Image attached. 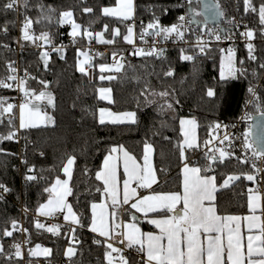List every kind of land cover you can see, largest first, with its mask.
<instances>
[{
  "label": "trees",
  "instance_id": "1",
  "mask_svg": "<svg viewBox=\"0 0 264 264\" xmlns=\"http://www.w3.org/2000/svg\"><path fill=\"white\" fill-rule=\"evenodd\" d=\"M181 1L135 0V17L138 21H143V24L138 23L137 28H142L157 18L162 24L173 23L180 11ZM215 1L220 5L224 16H246L255 32L254 55L258 59L251 61L248 59L247 50L238 49L237 62L247 71L235 79H221L222 53L217 46L203 54H195L193 61L181 60L182 48L174 46L163 56H137L135 60L123 64L120 72L113 70L101 73L97 69L92 75H83L77 70V60L81 56H77L75 49H69L65 59L53 56L45 68L39 51L31 47L32 42L22 41L21 64L31 74L28 86L39 92L45 89L40 81L47 82L53 103L45 108L51 113L53 122L35 128L20 129L15 118L13 126L16 136L12 140L0 142V184L10 189L5 193L0 189V244L4 248V252L0 254V264H17V260H10L9 256L13 252L11 243H20L21 234L18 230H12V221L17 224L23 221L27 229L28 247L39 243L51 250L49 256L37 258H52L59 264H107L106 248L103 244L94 242V233L90 230L91 205L101 200L104 188L102 182L96 179V173L101 169L106 155L114 147L122 146L142 161L144 146L146 143L150 144L154 150V167L158 178L150 191L180 192L181 166L185 161L181 158L183 136L180 119L194 117L198 123V147L188 149L186 157H195L194 164L203 167L206 156L199 146L214 123L232 122L238 117L249 97L250 86L260 83L259 95L264 97V69L259 68V64L264 63V41L260 34L258 14L251 11L244 14V0ZM6 2L7 0H0V6ZM261 2L264 0H252L257 8ZM40 3L46 6L44 15H50L51 20L43 19L37 7ZM115 4L116 0H29V8L26 11L23 8L21 10L23 15H29L33 19L35 31L39 34L47 32L54 43L62 41L64 36L65 29L59 23L60 13L63 11L72 10L74 21L82 29H88L92 33L104 31V25H108V31H104V34L107 40H114V43L106 44L111 52L127 50L129 47V43L123 39L129 21L105 17L102 14L104 7ZM47 6L55 11L48 13ZM191 6L200 12V3L194 0ZM85 7H91L93 12L84 13L82 9ZM198 18L202 19V16L199 15ZM37 19L41 22L35 23ZM115 27L120 29V35L114 37ZM79 37L82 41L87 40L83 33ZM16 44L17 13L13 10H0V77L7 74V63L18 56ZM107 58L108 54H105L103 58L94 59L91 61L92 65L108 63ZM169 69L174 72L171 77L164 75ZM101 75L105 79L101 80ZM109 76L115 78L109 80ZM101 87L111 88L112 103L100 99L98 91ZM209 88L214 89V97L206 95ZM163 91L170 95L166 98L153 95ZM0 98L5 100L4 105L10 103V91L0 88ZM167 103H172V109L167 108ZM101 107H108L116 112L132 110L136 113V123L101 124L98 116ZM8 131L9 125L4 114L0 134L6 135ZM72 156L75 157V163L70 180L72 194L69 203L80 220L75 228V243L70 241L67 230H58V234H53L46 227L38 229L35 226L38 219L34 217L38 207L49 197L44 189L50 187L57 177L64 175L63 166ZM29 168L34 171L29 172ZM207 173L215 175L218 185L229 175L240 176V179L228 187L218 188L215 200L218 213L246 214L249 211V191L246 188L254 182L248 181L245 174L253 173L250 164H241L233 157L224 163H211V170L204 172ZM28 175H36L38 179L28 181ZM262 200L264 217V182ZM21 204L27 211H21ZM144 226L148 227L147 224ZM5 228L13 231V235L3 236ZM67 246H73L75 254L65 263ZM127 258L129 264H137L134 256Z\"/></svg>",
  "mask_w": 264,
  "mask_h": 264
},
{
  "label": "snow or ice",
  "instance_id": "2",
  "mask_svg": "<svg viewBox=\"0 0 264 264\" xmlns=\"http://www.w3.org/2000/svg\"><path fill=\"white\" fill-rule=\"evenodd\" d=\"M194 0H188L189 5H191ZM197 3H202L204 5L203 13L197 12L192 9V13L195 16L202 14H214L215 16H223V11L220 9V5L217 3L215 6L212 5L211 0H195ZM245 12H253L258 14L260 34L264 36V2H261L258 6L252 4V0H244ZM39 7L43 19L51 20L50 15H44L46 6L43 3L37 5ZM23 8L25 11L29 8V0H7L0 10L9 11L17 10ZM55 9L51 6H47V12L52 13ZM84 13H92L93 9L91 7H85L82 9ZM102 14L105 17H116L121 20H130L134 14V4L133 0H116L115 7H104L102 9ZM73 11L67 10L60 13L59 23L63 24L65 22H71L72 31L71 36L73 37V42L76 38L83 36L90 42L94 37L93 33L88 29H82L80 24L75 23L72 20ZM179 20L183 22L185 20L184 16H180ZM40 19H37L35 23H40ZM34 21L32 18L25 15L23 26L21 29L22 38L25 41H32L35 43L36 40H42L45 44H50L51 40L47 32H41L39 36H36L31 30ZM188 23H195L194 20H189ZM232 23V21H230ZM247 29L245 32L241 33L242 36L247 37L251 41L255 32L252 29ZM183 23H175L170 27H164L160 24L157 18L154 23H149L147 29H145L140 34V39L144 40L146 35L162 37L163 40H168L175 34L176 39L183 41L185 38ZM153 30V31H148ZM4 31H7L5 26ZM104 31H108V25H104ZM119 28L113 29V36H119ZM95 38L97 42L103 44H112L114 40L104 39L103 32L95 33ZM124 41L132 44L133 43V27L129 26L127 28V34L123 37ZM215 39L219 41L221 36L219 34L215 35ZM146 42V41H145ZM153 47L149 50L143 48H136L133 55L136 56H163V49H156ZM205 43L202 42L201 38H197L196 48L199 49V53L203 54L205 52ZM7 48L8 45H3ZM248 59L251 61H256L258 58L254 55V45L252 43H247ZM54 51L61 52V48H54ZM185 49H181V60L183 61H193L195 57L193 55H186ZM223 52V50H221ZM227 57H222L220 64V77L221 79L226 78L225 73V59L227 61V76L233 79L237 78L238 75H243L246 73V69L243 67L237 68L234 66L233 57L234 49L229 48L227 50ZM102 55V53L98 54ZM77 56H83V60H77V70L83 74L87 75L85 65L91 67L92 57L86 51L77 50ZM116 54L113 53V65L101 64L100 71H116L120 72L124 65L116 61ZM49 53L47 51L40 53V59L44 62L45 68L48 66ZM63 59V55H61ZM122 59V58H121ZM243 64V61L240 62ZM8 71L11 73L7 80L16 81L17 76L14 75L17 71L14 67V62H8L6 65ZM260 69H264V63L259 64ZM27 75V71L25 72ZM165 76L171 77L174 75L173 70L169 69L164 73ZM256 72H253V76ZM115 77L109 76L107 79L111 80ZM33 79H35L33 77ZM101 80L105 79L103 75L100 77ZM20 85L23 86L26 81L21 79L19 81ZM40 83L46 89L48 84L46 81L41 80ZM0 88H12V84L6 83L5 80H0ZM100 99L108 100L112 103L111 89L101 88L99 89ZM248 92L252 96H256L255 88L250 86ZM144 93L142 92L141 95ZM153 95H159L162 98H166L170 95L169 92L163 91L160 93H153ZM208 97H214L216 95L214 89L209 88L206 92ZM47 96L48 103L52 104L53 100L50 93L45 91L36 94L35 91L29 92L24 90L25 102L21 103L19 107V128H35L39 125L37 120L42 121H52L53 118L48 116L46 113L44 116L40 115L38 105L33 104L32 108H29V104L35 101H41ZM5 100L0 98V124L4 123V114H8L7 123L9 125V131L5 134H0V142L5 140H12L16 136V130L13 126L14 117L11 115L13 108L16 107L11 103H7L5 107ZM149 103H151L149 101ZM178 103V101H177ZM168 109H172V103L166 104ZM33 109H36L33 111ZM164 110V106H161V111ZM107 110L100 109V123H105L104 114ZM108 116L111 117L110 122L113 124H119L124 122L136 123V113L135 112H124V113H112L107 112ZM261 116H264V111H262ZM27 115V118H26ZM246 117H242L244 119ZM185 125H189L190 128L186 129ZM181 132L184 136V142L180 146L181 148V158L187 160L185 156V146L187 149H195L198 147L196 143L195 120H180ZM222 126L217 123L214 126V130L220 129ZM223 127H227L226 125ZM249 133L244 134L243 147L245 149L252 148V158L251 160L245 156L244 158L235 157L237 161L241 164H251L253 173L245 174V178L248 181H257V174L264 172V168L258 166V161L264 160V137H262L255 148L252 147V142L249 140ZM215 139L219 140L220 144H224L225 141L231 142L230 136L226 133L222 138L216 136ZM210 141H205L207 145ZM123 151L124 155V176L123 179V193L122 199L120 198V192L118 189L117 181V157L111 155L105 157L103 170L96 173V179L103 181V191L111 197V204L97 205L93 203L92 207V222L90 230L93 233H98L100 237H104L105 240H95L97 244H103L106 248L105 259L107 264H129V260L123 255V250L116 247L111 241L116 240L117 236L120 237L118 243L125 244L126 247L132 248L133 246H138V251L146 254V260H141V264H264V219L260 215H257L258 210V195L250 194L248 197V209L251 213L248 216H221L217 213L214 201V193L218 191V186L216 184L215 176L202 175V173L211 170V163H224L226 160L233 158L234 153L226 151L223 148H217L213 150V153L218 152L219 155L212 154L208 157L210 163L200 166H189L188 163L184 164L183 167V181H182V194L180 192H171L163 194H154L140 196L137 192V188L150 189L154 183L157 182V177L155 171L150 163L149 153L153 151L152 145L145 144L144 146V156H143V166L137 164L135 157L131 156L127 151L122 148L119 149ZM117 148L111 150L112 153L117 152ZM43 155V153H41ZM208 156L207 153H205ZM27 163V161H23ZM75 163V157H69L66 164L63 166V173L70 180L72 174V168ZM29 172H33V168L28 169ZM42 178V177H40ZM28 181L37 180L36 175L26 176ZM240 179L239 175H229L227 179L223 181L220 187H228L230 182ZM69 180H61L59 177L56 178L55 182L51 187L44 189L45 192L49 193V198L46 203L41 204L37 213L40 216H54L56 213L67 212L64 215L65 221H71L73 224H79L80 220L76 213L73 211L72 206L67 203V196L72 194V189L69 187ZM135 182L136 187H130L131 183ZM0 189L3 192H8V189L3 184H0ZM259 189H249L250 193L258 192ZM2 199V196H0ZM134 199L135 202L130 203V200ZM183 204L182 209H178L177 205ZM206 202H208L206 204ZM124 205H130L131 209H135L136 212H142L147 216L148 213L153 212H163L166 215L164 219H150L148 222L156 226L159 229L160 234L154 235L151 232L142 233L135 223L124 225L123 227L126 231L117 232L116 229L121 228L119 223H116V218L119 209ZM99 207L101 209L100 213L97 214L96 209ZM111 208L110 212L106 211V208ZM27 211V209H25ZM167 213H172L171 216H167ZM135 220V216H133ZM247 221L248 231L251 233L253 229H258L259 235H248L247 237V252L243 251L241 235V221ZM35 226L38 229L44 228L45 225L41 224L38 220ZM60 225H52L47 228V231L53 234H58ZM12 230L17 229V222L12 221ZM13 231H9L7 228L3 230V236L10 237L13 235ZM24 231H27L25 229ZM73 231H75L73 229ZM203 235L204 240L201 239ZM166 239L167 243H163ZM206 241V243H205ZM254 241L256 243H254ZM12 247L15 249V255L19 257L21 255L20 245L14 244ZM37 249L40 248L39 245L36 246ZM4 252L3 245L0 244V254ZM116 254L115 256L113 254ZM40 253L30 250L29 255L36 256ZM43 254L45 256L51 254L50 249H43ZM74 249L69 247L65 255L69 258L73 256Z\"/></svg>",
  "mask_w": 264,
  "mask_h": 264
},
{
  "label": "built area",
  "instance_id": "3",
  "mask_svg": "<svg viewBox=\"0 0 264 264\" xmlns=\"http://www.w3.org/2000/svg\"><path fill=\"white\" fill-rule=\"evenodd\" d=\"M235 5L236 4H234V7H236ZM179 7H180V11L178 12L176 19L173 23L166 25V24H162L160 20L159 22L164 27H170L172 24H175V23H183L184 25L183 30L185 32V38L183 41L176 39L175 34H173V36L169 38L168 40H163L162 37H155V36H150V35H146L144 37V40H141L140 34L145 29H147V25L149 23H154L156 19H154L152 22L145 24V26L142 28H137L138 23L143 24V21L142 20L138 21L136 17H134L128 22L134 28V39H133L132 44H128L129 47L127 50L110 52L108 51V47L106 44L99 43L94 38L89 42L88 39L86 41H82L80 37H77L76 41L73 42V37L71 36V31H72L71 22H65L62 24L63 28L65 29L63 33L64 36H63L62 41L58 43H54L51 41L50 44H45L42 40H36L35 43L31 41L32 44L30 45L34 49H37L39 53L47 51L49 53L48 63L53 56H57L59 59H61V55H63V59H65L69 49H75L76 51L80 49L81 51H86L89 53V55L92 57L91 61H93L94 59L103 58L105 54H108L107 59L110 65H113V53L116 54V57H115L116 61H118L121 64H125L128 61L135 60L137 56L133 55V53L136 48H143L145 50H149L153 47L154 42H155L154 46L156 47V49L158 50L163 49L164 54L168 51L170 47L177 46V47H181L182 49H185L187 51V53H185L186 55H193V56L195 54H199V55L201 54L199 53V49L195 47L198 37L201 38L202 42H204L206 45L205 52L211 49L212 47L217 46L219 47L220 51L223 50V52L221 51L222 54H228L227 50L229 48L234 49V52H236L238 49L247 50L246 45L249 42L254 45L255 36L251 41H249L247 37L241 35V33L247 30L245 28V25H247L248 29L254 30L253 28L250 27L249 20L246 19L245 18L246 16H244L243 14H240V15L232 14V15H226V16L223 15L220 22L215 25L204 22L203 18L200 19L198 18V16H196L197 21L195 23H188L189 20H192V15L189 12V7H192V6L189 5L188 0H182L179 3ZM244 9H245V5H244ZM235 11L236 10L234 9V12ZM15 12L17 13V44H16V47L18 51V56L12 62H14V67H16L17 69L16 73L14 74L17 76V80L16 81L7 80V77L11 74L9 71L7 72L6 75L0 77V80H5L6 83L12 84V88H4V89L7 91H10L11 96H12L10 103L15 105L16 107L14 108L17 110V107L21 103L25 102L24 90L32 92V91H35V89L28 86V80L31 74L27 68L23 67V65L21 64V59H20L21 57L20 51L23 49L22 41H24L22 38L21 29L23 26L25 15L22 14L21 8L15 10ZM244 14H246L245 10H244ZM27 16L30 17L29 15ZM180 16L185 17V20L183 22L179 20ZM230 21H232V23H230ZM31 31L36 36L40 35L39 33L35 31L34 23L32 25ZM148 31H153V30H148ZM216 34H219L221 36V39L219 41L215 39ZM262 39L264 41V36H262ZM54 48H61L62 51L61 52L54 51L53 50ZM100 53H102V55H98ZM26 71H27V75H25ZM21 79L26 81V83L23 86H21L19 83ZM252 87L255 88L256 96L254 97L252 96V94L248 92L249 97L245 103L243 110L238 115V117L232 122H225V121L216 122L215 124L219 123L222 127L220 129L214 130V126H215L214 124V126L209 131L207 137L202 140V143L199 146V149L201 150L203 155H205V153L208 154V156L205 155L206 158L203 162L204 165L209 164V159H208L209 156H211L212 154H215L217 156L219 155L218 152L213 153V150L217 148H223L226 151L233 152L234 153L233 157L244 158L245 156H247L251 160L252 148L245 149L243 147L244 134L246 132L249 133L248 138L250 140L251 119L254 114L261 113L262 111H264V97L262 98L259 95V88L261 87V84L258 83L257 85L252 86ZM39 92L35 91L36 94H38ZM253 108H255L256 110L253 111L252 110ZM16 110H13L11 114L14 117V119L17 118ZM7 116L8 114H6V117ZM242 117H246V118L241 119ZM225 125L227 126L226 128L223 127ZM226 133L231 138L230 144H229V141H225L224 144H220L219 140L215 139V137L219 136L222 138ZM205 141H210V143L206 145ZM252 147L255 148L253 144H252ZM195 160H196L195 157H190V158H187L186 162L194 164ZM258 166L261 168H264V160L258 161ZM263 182H264V172H261L257 174V181L254 182L252 186H248L246 190L249 191V189L258 188L259 189L258 192L262 194L263 193ZM20 208L22 212L25 211V208L23 207L22 204L20 205ZM34 217L38 220L42 219L41 216L38 215V213H35ZM44 218L46 222L50 223L51 225H60L59 230H67L70 234V241L74 243L77 242L75 231H73L72 225L64 222V212L56 213L54 216H46ZM76 227L77 226H75V228ZM17 229L21 234V241L20 243H17L21 246L20 247L21 255L17 257L15 255V249L13 248V252L9 256L10 260L16 259L17 264H59L56 261H54L52 258L42 259V258H37L35 256L29 255V252L31 249L27 245L28 243L27 242L28 240L26 238L27 231H24L26 227L23 221L17 224ZM95 240H102V238L99 235L94 234V241ZM11 244L14 245L13 243ZM118 247L123 250V255L125 257L134 256L137 259V264H141L142 259L146 260L145 253L137 250L138 246H133L132 248H128L126 247L125 244H119ZM69 259L70 258L67 256L65 258V263H67Z\"/></svg>",
  "mask_w": 264,
  "mask_h": 264
},
{
  "label": "crops",
  "instance_id": "4",
  "mask_svg": "<svg viewBox=\"0 0 264 264\" xmlns=\"http://www.w3.org/2000/svg\"><path fill=\"white\" fill-rule=\"evenodd\" d=\"M133 4H134V14H133V17L132 18L135 17V8H136V6H135V0H133ZM115 6H116V4L115 5H112V6H109V7H115ZM126 21H129V20H126ZM127 24H128V27L129 26L133 27L130 23H127ZM116 28H118V27H115L114 29H116ZM98 32H103V34H104V31H98ZM95 33H97V32H95ZM95 33H93V37H94L95 40H97L95 38ZM104 39L107 40V37L105 36V34H104ZM133 39H134V28H133ZM83 59H84V57L81 56L80 60H83ZM90 63L92 65V62H90ZM107 64H110V63L108 62ZM85 67L88 68V65H85ZM89 75H92V74H89ZM101 88H109V89H111L110 87H101ZM101 88H99V89H101ZM98 94H99V97H100V92L99 91H98ZM110 95H111V98L113 99L112 91H111ZM105 101L109 102L108 100H105ZM100 109H106L107 110L105 112V114H104V119H105V122H109V123H111L110 122L111 117L108 116L107 112H112V113L134 112L132 110L122 111V112H116V111H114V110H112L111 108H108V107H101ZM100 109H99V115H98L99 116V121H100ZM181 119H184V120H195L196 121V119L194 117H182ZM124 123H131V122H124ZM38 125L41 126L43 124H38ZM196 125H197L196 128H195L196 143L199 144L198 123H197V121H196ZM185 128L188 129V128H190V126L189 125H185ZM180 129H181V126H180ZM182 136H183V134H182ZM183 142H184V136H183L182 144H183ZM114 148H117L118 151L115 152V153L110 152V153H108V155H106V157L109 156V155H111L113 157H117L118 158L116 160V163H117V181H118V189H119V192H120V198L122 199L123 179H125L126 177L124 176V169H123L124 155H123V151H120L119 149L122 148L123 150L127 151L131 156H133V157H135V156L133 154H131L126 148H124L122 146H116ZM152 149H153V146H152ZM187 150L188 149L185 146V156H186ZM153 152H154V150L151 153H149V159H150V163H151V165H152V167H153V169L155 171V175L157 177L156 170H155V167H154V156H153ZM104 160H105V158H104ZM104 160L102 162V167H101V169L98 172H100V171L103 170ZM135 160H136L137 164L143 166V163H144L143 160L142 161H139L136 157H135ZM185 163H187L186 160L184 161V163L181 166L182 181H183V167H184V164ZM188 164H189V166H199V165H195V164H191V163H188ZM72 171H73V169H72ZM202 175L215 176L214 174H211V173H207V174L202 173ZM157 180H158V178H157ZM101 182L103 184V181H101ZM155 184L156 183H154L152 185V187ZM216 184H217V182H216ZM217 186H218V188L220 187V185H218V184H217ZM103 187H104V185H103ZM130 187H133V188L136 187V183L135 182L131 183ZM150 189L137 188V192L139 193L140 196L154 195V194H163V193H171V192H151ZM182 191H183V188L180 191L181 194H182ZM250 194H252V195H258L259 196L258 210H257V213L256 214L257 215H260L262 217V219H264V217H263V200H262V194L260 192H253V193H250L249 192L248 193V197H249ZM216 195H217V191L214 193L215 200H216ZM69 198H70V195L67 196V200L68 201H69ZM132 202H135V200L134 199L130 200V203H132ZM207 203L208 202H206V204ZM95 204H97V205H100V204L110 205L111 204V197L108 196L103 191L101 200L98 201V202H95ZM214 204H215V201H214ZM182 207H183L182 202H181V204L177 205V208L178 209H182ZM215 207H216V204H215ZM216 209H217V207H216ZM100 211H101V209L99 207H97V209H96L97 214H99ZM106 211L107 212H110L111 211V208L110 207L109 208H106ZM217 213H218V211H217ZM218 214L221 215V216L234 215V216L244 217V216L250 215L251 213L248 211L246 214H225V215H222L220 213H218ZM171 215H172V213H167V216H171ZM91 216H92V207H91ZM133 216H135V220H133ZM164 218H166V215L165 214H156V212H153V213H148L147 216H145L144 213H142V212H136L135 209H131L130 208V205H124L123 207H121L119 209V212H118V215H117V218H116V223H119L121 225V228L116 229V231L117 232L126 231V229L123 227L124 225L131 224V223H135L136 226L140 229V231L142 233L151 232L154 235H159L160 234L159 229L156 228L155 225L150 224L148 221L150 219H164ZM91 222H92V218H91ZM240 223H241V235L243 237V240H242L243 251L246 254V252H247V237H248V235H259L260 233H259L258 229H253V231L251 233H249L248 226H247L248 222L242 220ZM144 224H147L148 227H145ZM90 227H91V223H90ZM94 234H97L98 235V233H94ZM101 238L103 240H105L104 237H101ZM119 239H120V237L117 236L116 240L111 241V242L114 243V245L116 247H118L119 244H120V243H118V240ZM201 239L204 240L203 235L201 236ZM163 243H165V244L167 243L166 239L163 241ZM205 243H206V241H205ZM254 243H256V242L254 241ZM125 245H126V243H125ZM113 255L115 256L116 254L114 253ZM145 256H146V254H145Z\"/></svg>",
  "mask_w": 264,
  "mask_h": 264
},
{
  "label": "rangeland",
  "instance_id": "5",
  "mask_svg": "<svg viewBox=\"0 0 264 264\" xmlns=\"http://www.w3.org/2000/svg\"><path fill=\"white\" fill-rule=\"evenodd\" d=\"M72 19H73V21H74V16L72 17ZM75 22V21H74ZM75 23H77V22H75ZM78 24V23H77ZM71 29H72V27H71ZM222 57H224V58H226L227 57V54H222ZM233 62H234V66L235 67H237V68H240L241 66L239 65V63L237 62V54H236V52H234V57H233ZM101 64H106V65H110V64H107V63H98L97 65H92L91 67H89L88 66V68L86 67V71H87V73L88 74H93V73H95V71L98 69L99 71H100V65ZM111 66V65H110ZM225 73H226V77H228L227 76V61H226V59H225ZM42 91H45V92H47V93H50L51 94V97H52V100H53V96H52V93H51V91L48 89V88H46V89H43ZM41 92V91H40ZM39 94V93H38ZM33 104H35V105H38V108H39V112H40V115L41 116H44V114L46 113L48 116H51L52 117V115H51V113L45 108V106H50L51 104H49L48 103V98H47V96L43 99V100H41V101H35V100H33L30 104H29V108H32V106H33ZM5 107L7 106V105H4ZM36 109H33V111H35ZM16 115H17V121H18V125H19V115H20V113H19V107H17V110H16ZM26 118H27V115H26ZM37 122V124H43V125H45V124H51L52 122H53V120L52 121H42V120H37L36 121ZM215 124V123H214ZM214 126V125H213ZM212 126V127H213ZM211 127V128H212ZM211 130V129H210ZM67 162V161H66ZM66 164V163H65ZM73 169V168H72ZM71 176H72V174H71ZM61 180H69V178L67 177V176H65V174L63 175V176H60L59 177ZM227 179V178H226ZM56 180V179H55ZM55 180H54V182H55ZM70 180H71V178H70ZM70 180H69V187H70ZM53 182V183H54ZM232 182H234V181H232ZM232 182H230V184L229 185H231V183ZM52 183V184H53ZM222 184H223V182H222ZM222 184H220V186L222 185ZM49 198V197H48ZM48 198L43 202V203H46L47 202V200H48ZM67 199V198H66ZM42 203V204H43ZM67 203H69V201L67 200ZM70 204V203H69ZM71 205V204H70ZM72 209H73V207H72ZM73 211L75 212V210L73 209ZM76 213V212H75ZM67 214V212H66V210H65V212H64V215H66ZM77 215V214H76ZM44 217H46V216H41V218L42 219H39V221H41V223L43 224V225H45V227L46 228H49V227H51L52 225L50 224V223H48V222H46V220H45V218ZM64 222L65 223H67V224H70V225H72V229H74L75 228V226H78V224H73L70 220L69 221H65L64 220ZM37 245H39L40 246V248L39 249H37ZM69 247H72L73 249H74V247L73 246H67L66 247V249H65V252H66V250L69 248ZM45 248H47V249H49L47 246H45V245H43V244H35V245H33L32 247H30V249L31 250H34V251H36V252H38V253H40L39 255H36L35 257H46L44 254H43V249H45ZM75 250V249H74ZM47 256H49V255H47Z\"/></svg>",
  "mask_w": 264,
  "mask_h": 264
},
{
  "label": "water",
  "instance_id": "6",
  "mask_svg": "<svg viewBox=\"0 0 264 264\" xmlns=\"http://www.w3.org/2000/svg\"><path fill=\"white\" fill-rule=\"evenodd\" d=\"M213 6L217 4L215 0H211ZM221 9V8H220ZM192 7H189V12L192 15V20L195 22L197 21V17L192 13ZM204 5L200 3V12L203 13ZM204 22L209 24H218L222 18V16H215L214 14H202L201 15ZM264 137V116H261L260 113H256L253 115L251 119V126H250V140L254 147L257 146V142Z\"/></svg>",
  "mask_w": 264,
  "mask_h": 264
}]
</instances>
